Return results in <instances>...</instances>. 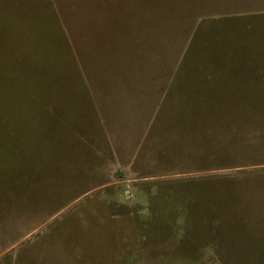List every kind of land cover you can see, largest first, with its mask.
<instances>
[{
	"label": "rangeland",
	"instance_id": "rangeland-1",
	"mask_svg": "<svg viewBox=\"0 0 264 264\" xmlns=\"http://www.w3.org/2000/svg\"><path fill=\"white\" fill-rule=\"evenodd\" d=\"M0 264H264V0H0Z\"/></svg>",
	"mask_w": 264,
	"mask_h": 264
}]
</instances>
